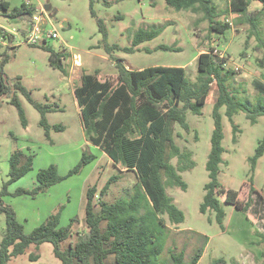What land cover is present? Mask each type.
Segmentation results:
<instances>
[{"label": "rangeland", "instance_id": "374dc122", "mask_svg": "<svg viewBox=\"0 0 264 264\" xmlns=\"http://www.w3.org/2000/svg\"><path fill=\"white\" fill-rule=\"evenodd\" d=\"M0 0L10 5L9 11L27 4L42 9L50 17L59 39H48L45 48L26 44V19H10L0 7V28L7 33L0 37V62L8 57L4 67V85L10 95H0V193L7 185L3 196L6 205L13 208L17 220L24 225L25 234L60 213V227H69L73 222L71 238L63 244L66 249L88 233L86 226L87 190L95 187V211L102 189L113 177H118L103 198L109 204L129 200L138 187L137 175L115 165L100 149L86 141L80 109L74 96V89L81 84L84 74H96L101 80L117 82L115 59L124 61L130 70L155 66L183 67L192 87L198 85V57L211 51L225 59L226 69L234 71L227 76V86L238 100L254 107L258 100L264 104V50L252 34L251 25L245 17L230 10L231 0H213L218 10L217 20L228 23L230 29L225 35L211 32L209 22L203 14L177 12L165 0ZM50 6L51 10L46 11ZM249 14L260 15L259 31L264 38V6L253 2ZM107 29V41L99 30L98 20ZM164 27L156 39L146 42L132 53L112 50L106 45L126 49L132 47L134 34L140 29ZM9 37H12L9 40ZM168 46L174 49L162 50ZM49 49L64 55L66 74L50 65ZM21 84L39 104L49 106L53 111L47 114L51 127L50 138L40 126L41 114L27 97L15 89ZM1 86V85H0ZM219 92L213 84L202 115L187 113L189 131L175 125V141L183 152L191 155L195 167L179 173L187 184L184 191L178 187L167 188V193L185 215V222L172 223L167 215H161L168 227L165 249L160 257L161 264H171V252L185 253L189 264L195 252L204 249L200 264H264V156L251 173L252 158L264 137V117L253 125L244 112L233 117V123L226 115V107L220 110L223 124V154L219 179L224 187L238 192L239 200L249 207L246 212L234 205L225 204L223 231L216 221V213L203 215L200 206L205 196V185L209 182L206 165L211 151L214 131L213 109ZM17 96L24 108L28 127L24 128L17 108L12 105ZM233 124L238 126L237 142L233 143ZM22 151L34 157L33 170L24 178L10 183V159L14 152ZM94 155L96 159L84 165L79 173L68 174L81 162L83 154ZM178 166V159L172 160ZM55 165L63 182L37 195L19 194L20 189L33 192L40 170ZM253 176V182H252ZM252 188L256 192L252 193ZM221 199V198H220ZM7 217L0 214V244L5 235ZM106 224H103L105 228ZM208 239V240H207ZM31 256L40 257L31 262ZM11 264H61L51 244L39 248L31 246L24 255L12 258Z\"/></svg>", "mask_w": 264, "mask_h": 264}, {"label": "trees", "instance_id": "16d2710c", "mask_svg": "<svg viewBox=\"0 0 264 264\" xmlns=\"http://www.w3.org/2000/svg\"><path fill=\"white\" fill-rule=\"evenodd\" d=\"M165 1L177 12L203 14L204 20L209 22L211 32L225 35L230 29L228 23L217 20L219 15L213 0ZM253 2L264 6V0H231L230 10L245 17L251 25L252 34L259 41L258 48L264 50V38L259 31L260 15L249 14ZM93 5L92 0V16L96 17ZM0 7L10 19L30 20L36 13V8L27 4L12 11H9L10 5L7 2H2ZM98 25L104 41H107L108 33L104 22L99 19ZM163 30L164 27L140 28L133 36L132 47L121 49L106 45V49L108 53L115 48L132 53L142 44L159 37ZM6 34L0 28V37L4 38ZM159 48L165 51L174 49L168 46ZM49 52L50 65L66 74L64 55L50 49ZM7 59L8 57H3L0 62V95L12 94L3 80ZM115 62L118 72L116 84L109 80L103 81L96 74H84L81 84L74 89V96L80 109L86 141L100 149L115 165H121L137 175L138 187L134 195L129 200H119L112 204L106 202L103 198L118 179L113 177L101 191L98 202L100 211L97 213V189L89 188L85 217L88 233L63 249V244L72 236L73 222L69 227H60V213H57L30 234H25L24 225L17 220L15 211L3 201V196L7 194L8 184H5L0 193V214L6 215L7 225L0 244V264H11L12 258L24 255L31 246L39 248L43 244L53 246L54 255L61 264H161L160 257L165 249L169 229L160 216L167 215L176 225L185 222L183 211L168 195L167 188L178 187L186 191L187 184L179 173L195 167L191 155L183 152L176 144L175 125L189 131L187 113L202 115L214 83L219 95L213 109L214 131L206 165L209 182L204 187L205 196L200 212L205 215L214 211L216 221L224 231L226 214L222 201L234 205L238 210H248L251 200L243 205L238 192L224 187L219 179L225 153L220 110L226 107V115L232 123L237 113L244 112L251 124L255 125L260 117H264L262 100H258L252 107L230 92L226 75H233L235 72L226 69L225 59L215 54L213 49L198 57L199 75L196 87L190 85L183 67L155 66L130 70L123 60L115 59ZM15 89L21 91L41 114L40 126L50 138L51 127L46 116L53 110L47 105L36 103L20 81L15 84ZM261 89L264 94V87ZM11 103L19 112L22 126L27 128L28 120L19 98L13 96ZM238 132V126L233 124V143L237 142ZM263 156L264 137L254 156L249 159L251 173L254 174L258 161ZM175 158L178 159V166L172 164ZM95 159L94 155L84 153L81 162L68 176L79 173L84 165H89ZM33 162L32 155H26L22 151L14 152L10 159L9 184L18 182L29 174L33 170ZM67 177L61 176L57 167L51 165L38 172V185L33 192L20 189L18 193H44ZM251 179L253 182V176ZM251 190L252 193L256 192L254 188ZM103 224H106L105 228ZM262 238L264 240V235ZM203 253L204 249L197 250L189 264H200ZM30 259L31 262H38L40 257L31 256ZM171 264H186L185 253L171 252Z\"/></svg>", "mask_w": 264, "mask_h": 264}, {"label": "built area", "instance_id": "2783aa9c", "mask_svg": "<svg viewBox=\"0 0 264 264\" xmlns=\"http://www.w3.org/2000/svg\"><path fill=\"white\" fill-rule=\"evenodd\" d=\"M47 25H52V23L50 17L42 9L41 14L34 15L27 23L26 44L34 47L45 46L48 39H59L57 30H47Z\"/></svg>", "mask_w": 264, "mask_h": 264}, {"label": "water", "instance_id": "95a60500", "mask_svg": "<svg viewBox=\"0 0 264 264\" xmlns=\"http://www.w3.org/2000/svg\"><path fill=\"white\" fill-rule=\"evenodd\" d=\"M50 10H51L50 6L46 7V11H50Z\"/></svg>", "mask_w": 264, "mask_h": 264}]
</instances>
